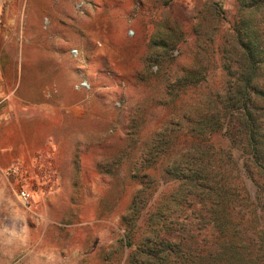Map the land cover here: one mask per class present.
Segmentation results:
<instances>
[{
    "label": "rangeland",
    "instance_id": "374dc122",
    "mask_svg": "<svg viewBox=\"0 0 264 264\" xmlns=\"http://www.w3.org/2000/svg\"><path fill=\"white\" fill-rule=\"evenodd\" d=\"M240 6L238 0H0L2 66L50 63L55 68L40 74L35 102L43 105L46 93L60 114L72 116L75 107L77 115L69 131L77 153L57 167L53 192L39 193L27 208L15 176L0 178V264H130L123 237L142 182L138 157L165 127L147 155V173L157 176L172 147H195L189 135H211L207 143L227 169L241 173L261 213L249 250L264 255V172L246 162L252 152L243 137L234 143L225 127H206L223 104L216 94L229 86L222 49Z\"/></svg>",
    "mask_w": 264,
    "mask_h": 264
},
{
    "label": "trees",
    "instance_id": "16d2710c",
    "mask_svg": "<svg viewBox=\"0 0 264 264\" xmlns=\"http://www.w3.org/2000/svg\"><path fill=\"white\" fill-rule=\"evenodd\" d=\"M238 1L240 14L231 23L230 35L222 49L229 86L216 94L223 104L212 112L217 118L209 119L206 127L213 132L225 127L234 143L243 137L252 152V158L246 162H251L257 174H262L264 0ZM233 63L237 69L232 67ZM210 101L206 100V106ZM167 128L160 130L138 157L142 160L139 165L142 182L128 212L132 223L124 227L123 237L131 249L129 263L264 264L260 251L253 256L249 250L253 241L251 228L253 223H260L261 213L241 173L227 169L224 156L207 143L211 135L209 138L189 135L195 147H172L170 158L157 176L151 170L147 173V155L152 154ZM262 249L261 245L259 250Z\"/></svg>",
    "mask_w": 264,
    "mask_h": 264
},
{
    "label": "crops",
    "instance_id": "0c3cea01",
    "mask_svg": "<svg viewBox=\"0 0 264 264\" xmlns=\"http://www.w3.org/2000/svg\"><path fill=\"white\" fill-rule=\"evenodd\" d=\"M49 64L7 67L0 62V178L6 180L9 169L18 162L32 165L39 155H52L63 170L70 155L77 153L69 148L71 118L77 116L75 107L72 116L62 115L56 104L46 99V93L43 105L35 102L41 96L40 74H52L55 68ZM13 73L19 74L15 83ZM63 79L67 81V76ZM68 80L71 82L70 76ZM18 89L20 95H15ZM14 97L18 100L13 101ZM63 105L71 111V103Z\"/></svg>",
    "mask_w": 264,
    "mask_h": 264
},
{
    "label": "built area",
    "instance_id": "2783aa9c",
    "mask_svg": "<svg viewBox=\"0 0 264 264\" xmlns=\"http://www.w3.org/2000/svg\"><path fill=\"white\" fill-rule=\"evenodd\" d=\"M9 173L15 176L18 200L27 208L35 206L39 193L47 196L59 185V173L52 155H39L32 165L18 162Z\"/></svg>",
    "mask_w": 264,
    "mask_h": 264
}]
</instances>
